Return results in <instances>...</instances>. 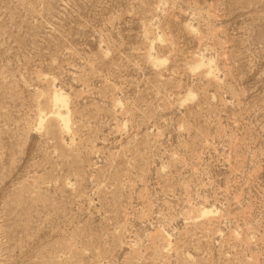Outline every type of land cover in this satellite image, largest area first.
<instances>
[{
  "label": "rangeland",
  "instance_id": "obj_1",
  "mask_svg": "<svg viewBox=\"0 0 264 264\" xmlns=\"http://www.w3.org/2000/svg\"><path fill=\"white\" fill-rule=\"evenodd\" d=\"M0 264H264V0H0Z\"/></svg>",
  "mask_w": 264,
  "mask_h": 264
},
{
  "label": "bare ground",
  "instance_id": "obj_2",
  "mask_svg": "<svg viewBox=\"0 0 264 264\" xmlns=\"http://www.w3.org/2000/svg\"><path fill=\"white\" fill-rule=\"evenodd\" d=\"M47 104H49L51 109L55 110H51V116L49 117V119H47L48 117L46 118L47 115L45 113L40 111L37 118V125L39 127L44 126L46 124V121L50 120L59 123L63 131H66L67 133L70 132V109L67 97L64 96V94L61 92V89H58L57 87L54 88V86L52 87V89L47 93ZM201 211L202 215H207L210 213L206 209H201Z\"/></svg>",
  "mask_w": 264,
  "mask_h": 264
}]
</instances>
